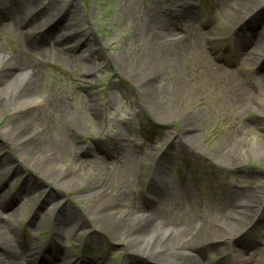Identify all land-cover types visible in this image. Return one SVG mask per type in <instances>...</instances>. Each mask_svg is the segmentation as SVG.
<instances>
[{
    "label": "rangeland",
    "instance_id": "obj_1",
    "mask_svg": "<svg viewBox=\"0 0 264 264\" xmlns=\"http://www.w3.org/2000/svg\"><path fill=\"white\" fill-rule=\"evenodd\" d=\"M237 1L0 0V15L25 16L35 28L28 36L25 27L0 30V58L39 55L33 58L44 109L38 122L26 119L28 127L35 124L63 148L57 166L30 169L5 133L10 113L0 118V219L14 238L76 252L71 260L130 264L131 251L145 243L129 231L132 215L149 208L146 179L153 174L166 191L152 208L170 230L213 216L229 197L264 196V97L254 93L264 57L253 69L237 56L248 8L232 18L225 10ZM251 8L264 33V0ZM51 15L56 18L50 21ZM154 23L170 46L178 39L189 43L197 32L200 49L188 44L173 61L160 58L166 51L148 33ZM76 31L79 45L59 38ZM146 79L148 92L138 83ZM236 79L242 94L231 84ZM222 150L233 152L241 171L222 163ZM67 172L70 177L58 180ZM100 194L110 199L104 198L105 207ZM115 200L128 208L121 217L113 216L119 209H107ZM64 207L83 223L74 233L55 232ZM245 234L243 257L264 249L263 227ZM228 250L202 248L165 264H233Z\"/></svg>",
    "mask_w": 264,
    "mask_h": 264
},
{
    "label": "bare ground",
    "instance_id": "obj_2",
    "mask_svg": "<svg viewBox=\"0 0 264 264\" xmlns=\"http://www.w3.org/2000/svg\"><path fill=\"white\" fill-rule=\"evenodd\" d=\"M255 2L256 0H239L225 8L226 15L229 18L248 8L245 16L242 17V21H245L246 33L237 56L253 69L256 68L257 64L261 63L264 57V33L258 30L259 22L251 14L254 8L249 9ZM50 18L49 20L51 21L56 16L51 15ZM28 20L25 16L17 18L2 14V17L0 16V30L25 27V34L28 36L31 30H35L30 18ZM151 25L152 28L148 30V33L152 40L155 43H159L166 51L160 57L165 58L166 61H173L176 57L186 53L188 44L200 49L197 32L190 38L189 43H181L178 39L170 46L166 42L167 35L160 32L158 24L154 23ZM194 31L195 29L192 30V32ZM66 34L59 36V38H63L62 40L66 39V45L75 42L78 45L80 44L81 40L78 31L74 32V34ZM34 53L29 52L30 61L25 59L24 55H19V58L14 59L0 58V118L7 112L10 113L9 121L6 125L11 127L7 130L9 132L5 133L9 135L10 141L15 144V151L25 160V164L27 166L30 165V169L57 166L58 160L63 157V148L60 143L49 141L41 136L35 124L33 128L29 129L26 121V119H30L34 123L38 122L40 119L39 112L44 109L42 105L44 100H42L43 102L40 101L38 96L40 73L37 66H39V62L37 58H33L39 55L35 56ZM257 71L259 70L256 69L255 72ZM148 82L149 79L138 82L144 87L145 92L150 91L145 88V84ZM260 82L261 87L254 93L264 97V77L261 78ZM231 84L239 93H244L239 80H232ZM10 92L11 95L8 97L7 95ZM263 101L259 102L261 106H264ZM162 117H169V115L164 114ZM17 120H20V122L17 123ZM11 123L13 124L11 125ZM189 129H193V127L190 125ZM228 148H231V146L229 145ZM220 153L222 163H230L228 167L236 168L237 171L234 170L235 172L241 171V163L234 159L231 150L226 153L222 150ZM4 155H0V166L5 159ZM262 159L264 161V155ZM129 164L133 168V164ZM68 177H70V173L67 172L62 173L57 178L61 181L66 180ZM48 178L51 179L50 177ZM146 184L153 195L152 199L149 200V208L145 207L142 211L135 208V213H133L131 219L132 227L129 229L130 232H137L144 236L145 243L143 248L139 247L140 250L131 251L130 258H134L135 261L130 264H165L172 257L184 256L183 254H187V252H198L202 248L214 251L223 247L229 248L228 254L233 256V264H264V249L257 250L255 254H247V257L242 256L247 240V234L245 233L251 232L252 229L257 227H263L264 229V196L240 195L235 198L229 197L216 209L213 216H207L205 219L198 221L187 220L178 230H170L165 226L164 217L152 208V204L155 203L154 199H157L166 191L165 185L160 176H156V174L147 178ZM24 194L26 192L23 190L18 196ZM100 196L101 200L99 202L105 204V207L107 199L104 198L108 197L102 194ZM108 200L110 199L108 198ZM237 201L240 202L237 203ZM115 202V205L107 206V209L109 211L119 209L118 214L113 216L115 218L118 215L121 217L128 208L125 202L119 200H115ZM13 214L14 211L10 216ZM58 214L54 222L56 233H74L80 227H83L82 221L72 215L68 208H61ZM101 220L103 226H107L108 221L105 219ZM13 236L14 234L9 225L0 219V255L3 256L0 264H33V260H36L38 264H70L64 255L48 252L49 245L36 246L32 242L29 244L26 242L22 243ZM26 260L28 261L26 262Z\"/></svg>",
    "mask_w": 264,
    "mask_h": 264
}]
</instances>
